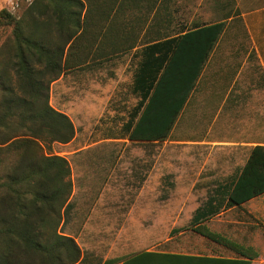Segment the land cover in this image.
Instances as JSON below:
<instances>
[{
    "label": "trees",
    "instance_id": "trees-1",
    "mask_svg": "<svg viewBox=\"0 0 264 264\" xmlns=\"http://www.w3.org/2000/svg\"><path fill=\"white\" fill-rule=\"evenodd\" d=\"M119 1L33 0L20 16L0 11V25L11 28L0 46V264H75L81 258L77 241L59 232L72 193L71 167L67 158L48 154L44 145L68 143L76 129L69 115L51 104L50 86L94 59L87 49L92 31L109 20L106 31L122 34ZM225 28V20L197 25L145 43L124 33L114 53L143 45L135 51L141 59L133 82L140 100L123 126L130 139L169 138ZM262 193L264 145H256L227 204L239 205ZM195 230L230 245L204 226Z\"/></svg>",
    "mask_w": 264,
    "mask_h": 264
},
{
    "label": "crops",
    "instance_id": "crops-1",
    "mask_svg": "<svg viewBox=\"0 0 264 264\" xmlns=\"http://www.w3.org/2000/svg\"><path fill=\"white\" fill-rule=\"evenodd\" d=\"M121 1L116 9L120 14H126L128 30L120 28L119 33L173 37L197 25L226 21L224 33L209 60L220 50L221 67L217 69L220 72L208 79L203 90L204 93L220 94L216 98L218 113L213 123L221 115L219 120L232 127L237 138L192 140L196 144L226 146L231 153L224 162H215L213 170L206 166L208 160L204 163L202 168L208 170L207 177L220 174L223 178L213 185L207 199L197 203L187 214L188 224H182L181 205L118 200L121 197L117 193L122 188L126 192L138 191L141 194L152 187L154 175L149 170L150 157L145 149H139L142 163L137 167L140 176L136 183L126 179L127 173L134 172L132 162L125 165L122 155H115L114 151L104 155L94 150L99 153L93 154L98 165L90 161L86 153H81L85 152L83 148L60 153L71 167L72 193L62 210L59 232L73 237L80 246L81 258L75 264H235L243 260L250 261L249 264H264V193L239 205L227 204L229 192L251 149L264 145V0ZM142 47V44L134 47L133 56ZM220 85L224 89L218 92L216 89ZM136 95L138 104L140 96ZM77 137L78 129L75 137L65 145H72ZM127 140L130 144L161 142L132 140L129 136ZM102 142H116V139L106 138ZM237 149L244 153L239 158L234 154ZM73 159L79 163L78 174ZM239 160L243 163L237 167L235 162ZM83 162H91L94 166L84 167L81 165ZM156 163L155 168L159 169L158 158ZM99 171L105 175L102 182L98 179ZM159 174L156 172V186ZM81 195L84 202L80 200ZM89 195L92 198L87 201ZM168 221L172 227L168 226ZM202 226L226 239L230 245L195 230Z\"/></svg>",
    "mask_w": 264,
    "mask_h": 264
},
{
    "label": "rangeland",
    "instance_id": "rangeland-1",
    "mask_svg": "<svg viewBox=\"0 0 264 264\" xmlns=\"http://www.w3.org/2000/svg\"><path fill=\"white\" fill-rule=\"evenodd\" d=\"M32 1L0 0V11L7 9L11 13L20 16ZM117 16H120V21H116V16H114L112 20L113 28H116L118 22L117 27L123 30L126 28L127 31L125 23L128 19L125 18L126 14L121 12ZM109 24L108 20L104 23L102 29L100 27L87 35L89 39V47L87 48L90 50L89 56H93L94 59L88 58V63L63 74L50 86L51 104L69 115L76 129H78V137L72 145L68 146L65 145L67 143L48 145L45 142L46 152L60 155L65 151L72 152L83 148L85 152L81 153H86L90 161L98 165L99 162L93 159V154L99 155V153L94 150L104 155L114 151L115 155H122V161H126L125 165H130L129 162H132L134 172L127 173L126 179L136 183L137 178L140 176V173H137V167H140L142 163L139 155L141 150L139 149H145L150 157L148 166L150 172L153 171L154 185L152 184V187L141 194L138 191L128 190L126 192L122 188L121 192L117 193L121 197L118 200H139L181 205L183 210L180 213H182L181 218L184 220L182 224H188L187 214L197 203L205 201L214 188L213 185L223 178V175L220 174L216 177H207L208 170L202 168L204 163L208 160L206 166H211L213 170L215 162L221 163L229 158L231 153H228V147L226 146H217L212 143L196 144L192 140H235L237 138L232 127L219 120L222 117L221 115L213 123L218 113L216 98L220 94L204 93L203 90L208 79L214 73L220 72L217 70L221 67L220 50L216 51L206 67L199 88L183 111L169 138L157 143L133 142L130 144L127 140V133L122 126L129 119L130 112L138 101V97L133 91V79L140 60V54L133 56L134 50L116 51L114 53L118 42L121 41L119 39H122L126 34L108 33L106 29ZM10 35L11 28L0 25V46ZM134 38L137 42L142 39L139 43H145L158 37L156 35L140 34ZM106 53L107 57L104 56ZM221 85L217 89L214 87V89L218 92L222 91L224 88ZM214 96L216 97L214 98ZM106 138L116 139V142H102ZM97 142H100V144ZM234 154L238 155L237 158H239L244 153L237 149ZM157 158L159 169L155 168ZM73 160L78 174V171H80L79 163L75 159ZM235 163L238 167L243 162L239 160ZM81 165L91 168L94 166L91 162H83ZM156 172L160 173L157 186L155 183ZM97 175L99 182L105 180L104 172L99 171ZM108 196L110 197L111 194H108ZM91 198L89 195L87 201ZM82 199L84 198L81 195L80 200L84 202ZM166 212L177 211L167 210ZM168 222V226L172 227L173 224L170 221Z\"/></svg>",
    "mask_w": 264,
    "mask_h": 264
}]
</instances>
